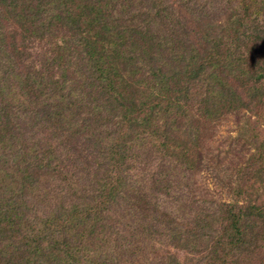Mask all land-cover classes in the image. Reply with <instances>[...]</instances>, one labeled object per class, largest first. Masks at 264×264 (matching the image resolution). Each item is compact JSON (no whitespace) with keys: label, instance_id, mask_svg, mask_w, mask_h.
Instances as JSON below:
<instances>
[{"label":"trees","instance_id":"obj_1","mask_svg":"<svg viewBox=\"0 0 264 264\" xmlns=\"http://www.w3.org/2000/svg\"><path fill=\"white\" fill-rule=\"evenodd\" d=\"M262 110L264 0H0V264H264Z\"/></svg>","mask_w":264,"mask_h":264},{"label":"rangeland","instance_id":"obj_2","mask_svg":"<svg viewBox=\"0 0 264 264\" xmlns=\"http://www.w3.org/2000/svg\"><path fill=\"white\" fill-rule=\"evenodd\" d=\"M261 114H264V110L261 111ZM236 114V116H229L227 117L224 121H222L221 125H218V127L214 128L211 132L210 135H212V140L211 142H209V149L210 151H212V154H220L222 155V151L219 149L221 147V141L227 145V143L230 141L228 140L229 136H234L236 133V128L238 129V127L235 125L236 123V119H238V126H240L243 122H246L245 119L248 118V113H244V115H239ZM258 132H259V136H260V140L264 141L263 135H264V117L260 120L259 124H258ZM224 140V141H223ZM218 147V148H217ZM222 150H229L228 147L224 148ZM245 159V158H244ZM244 159H239L238 157H236L235 159H233V161H231L229 158H227L226 160H223V164H225V166H228L230 164H236V162H239L240 164H242V166L244 164H246V167L248 165V161L244 160ZM214 162V160L212 161V163ZM238 163V164H239ZM228 164V165H227ZM201 181L202 184H206L208 185L209 189H210V193L213 192V197L215 198H221L223 199V201H232L233 200V190L230 189L229 187L224 186L223 188L219 187L217 185V181H215L214 176H212L211 174H207L205 172H203L201 174ZM223 185V184H222ZM221 185V186H222ZM229 188V189H228ZM173 253H175V255L178 257V259L180 260L182 258V251H178V250H173ZM264 252L262 251V253L258 256L259 260L261 257H263ZM258 260L257 262L255 261H251L248 262V264H258Z\"/></svg>","mask_w":264,"mask_h":264}]
</instances>
